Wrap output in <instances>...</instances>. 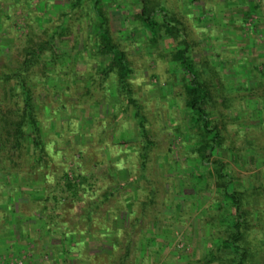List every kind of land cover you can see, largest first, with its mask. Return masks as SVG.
I'll list each match as a JSON object with an SVG mask.
<instances>
[{"label": "rangeland", "instance_id": "rangeland-1", "mask_svg": "<svg viewBox=\"0 0 264 264\" xmlns=\"http://www.w3.org/2000/svg\"><path fill=\"white\" fill-rule=\"evenodd\" d=\"M102 2L112 40L132 67L131 88L153 136L155 146L147 164L149 177L154 176L151 178L158 189L156 202L172 208L174 197L178 211L187 206L180 217L173 215L172 209L168 210L171 213L163 214V218L172 216L177 222H166H176L174 234L153 250L158 251L157 263L201 264L208 247L207 235L205 237L197 225V199L192 198L199 188L190 177L184 184L181 182L182 173L190 176L193 172L205 171L195 157L185 154L183 147V130L188 128V123L180 109L183 105L182 73L173 60V53L188 45L200 79L211 86L214 116L223 128L224 149L219 159L229 165L237 178L236 190L249 192L253 212L249 217L253 226L248 233L252 260L264 264V110L255 104L257 95L264 93V0H145L147 7L158 5L167 9L170 19L176 21L170 36L161 33L155 40L139 23L140 6L135 0ZM58 3L61 7L66 0H0V67L17 68L25 46L45 40L52 32L49 29L60 24V12L55 7ZM68 28V33L56 39V43L71 56L78 53L76 58L91 56V60L84 58L89 66H83L79 60L71 64L78 72L76 76L83 79L90 69L94 71L97 62V58L88 53L93 45L87 39L90 30L84 19L81 23L69 22ZM103 88L106 87H99L91 101L80 98L76 115L60 109L52 91H41L40 117L48 118L45 122L50 133L47 139L53 141L49 145L50 172L66 171L69 176L72 172L94 174L101 179L97 187L117 190V186L125 185L128 179L138 177L139 146L128 134L124 136L127 139L115 141L117 135L107 117L113 109L108 108L107 112L103 99L107 92ZM98 100L100 104L95 108L93 103ZM108 104L110 106V100ZM79 108L91 114L93 123L81 125ZM104 116L107 119L102 122ZM121 121L120 115L117 122ZM101 131L105 132L103 138ZM57 132L60 134L56 136ZM258 144L259 150L252 153ZM165 176L169 179H164ZM51 178L53 183L58 177L52 173ZM140 186L138 195L144 200L143 190L148 184L141 181ZM135 187L125 186L121 191L118 189L120 192L116 191L114 198L121 200V208L126 207V194ZM29 208L28 203L21 205L23 217L9 218L8 225L7 213L0 214V258L4 255L8 263L30 252L31 258L24 264H58L57 238L40 233L41 217L34 212L35 218L30 217ZM68 208L67 218L74 209ZM91 247L97 246L92 244Z\"/></svg>", "mask_w": 264, "mask_h": 264}, {"label": "trees", "instance_id": "trees-1", "mask_svg": "<svg viewBox=\"0 0 264 264\" xmlns=\"http://www.w3.org/2000/svg\"><path fill=\"white\" fill-rule=\"evenodd\" d=\"M135 2L140 6L137 19L152 39L161 33L170 36L176 21L170 19L167 9L158 5L147 7L145 0ZM61 5H55L61 22L49 29L52 32L46 39L25 46L17 68L0 67V214L7 213L8 225L9 218L23 217L21 205L28 203L30 217L35 218L34 213L41 217L40 233L57 238L58 264H158V251L154 253L153 250L173 236V226L177 222L172 216L163 218V214L171 213L168 210L172 209V214L180 217L187 206L178 211L174 197L172 208L156 202L158 189L154 176L149 177L147 164L155 146L153 136L131 88L132 67L110 35L102 0H66ZM82 18L90 30L87 39L93 42L88 53L97 58L94 71L90 69L83 79L76 76L78 72L72 69L73 62L79 60L78 63L89 66L84 58L91 56L76 58L78 53L71 56L56 43L68 33L69 22L81 23ZM173 60L182 73L183 105L180 109L188 123V128L183 130L185 154L195 157L205 169L190 176L182 173L181 177L183 184L190 177L199 188L197 198H192L197 199V225L202 234L207 235L208 246L200 263L257 264L252 260V246L248 240L253 226L249 220L253 213L249 192L236 190L237 178L229 165L219 159L224 149V136L214 116L211 86L200 79L188 45L177 48ZM102 86L107 92V96L103 95L107 112L108 108L113 109L107 117L117 135L115 141L127 139L124 136L128 134L139 146L138 177L128 179L125 185L117 186V190L97 187L101 179L94 174L72 172L69 176L66 171L50 172L49 145L53 141L47 139L50 135L45 123L48 118L40 117L41 91H52L58 107L76 115L79 99L85 97L91 101L92 95ZM94 103L97 108L100 100ZM255 104L264 110V93L257 95ZM79 111L81 125L93 123L91 114L81 108ZM120 115L122 121L118 123ZM104 119L107 118L104 116L102 122ZM93 120L96 122L95 118ZM103 135L105 132L101 131L100 136ZM259 148L258 144L252 153ZM52 173L58 177L53 183ZM164 179L169 178L165 176ZM141 181L148 184L143 190L144 200L138 195ZM125 186H136V189L126 194V207L121 208V200L114 197ZM68 206L74 209L67 218ZM168 220L176 222L166 224ZM92 244L97 247H91Z\"/></svg>", "mask_w": 264, "mask_h": 264}, {"label": "built area", "instance_id": "built-area-1", "mask_svg": "<svg viewBox=\"0 0 264 264\" xmlns=\"http://www.w3.org/2000/svg\"><path fill=\"white\" fill-rule=\"evenodd\" d=\"M31 249L32 248H30V250ZM30 250L28 249V251ZM31 256L32 254H30V252L28 254H22L20 258H13L7 263L6 258L4 257V255H2L0 258V264H24V261L29 260Z\"/></svg>", "mask_w": 264, "mask_h": 264}, {"label": "crops", "instance_id": "crops-1", "mask_svg": "<svg viewBox=\"0 0 264 264\" xmlns=\"http://www.w3.org/2000/svg\"><path fill=\"white\" fill-rule=\"evenodd\" d=\"M258 170V167L256 168V171Z\"/></svg>", "mask_w": 264, "mask_h": 264}]
</instances>
